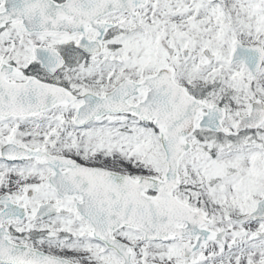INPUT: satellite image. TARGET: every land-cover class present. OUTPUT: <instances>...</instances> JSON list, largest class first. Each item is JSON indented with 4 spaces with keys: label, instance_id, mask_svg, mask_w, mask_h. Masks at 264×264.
Here are the masks:
<instances>
[{
    "label": "snow or ice",
    "instance_id": "1",
    "mask_svg": "<svg viewBox=\"0 0 264 264\" xmlns=\"http://www.w3.org/2000/svg\"><path fill=\"white\" fill-rule=\"evenodd\" d=\"M0 264H264V0H0Z\"/></svg>",
    "mask_w": 264,
    "mask_h": 264
}]
</instances>
